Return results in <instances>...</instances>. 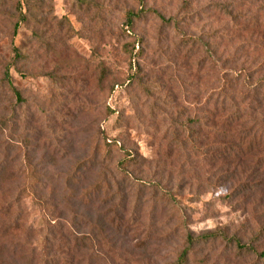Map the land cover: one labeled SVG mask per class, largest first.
Wrapping results in <instances>:
<instances>
[{"label": "rangeland", "instance_id": "obj_1", "mask_svg": "<svg viewBox=\"0 0 264 264\" xmlns=\"http://www.w3.org/2000/svg\"><path fill=\"white\" fill-rule=\"evenodd\" d=\"M19 1L0 0V244L264 264V0Z\"/></svg>", "mask_w": 264, "mask_h": 264}, {"label": "trees", "instance_id": "obj_2", "mask_svg": "<svg viewBox=\"0 0 264 264\" xmlns=\"http://www.w3.org/2000/svg\"><path fill=\"white\" fill-rule=\"evenodd\" d=\"M27 2V0H25ZM24 1V2H25ZM19 3H21V0L19 1ZM22 4V3H21ZM142 12V11H140ZM27 13V12H25ZM24 15V13H22ZM140 13H138L139 15ZM136 15V13L134 12H130L128 14V20L129 22L131 21V18L134 17ZM25 17V15L23 16ZM184 39H186L185 41L188 43L190 40H195V37L192 36H188V35H184L183 36ZM18 53V52H17ZM226 71V70H225ZM228 72V70H227ZM230 72V71H229ZM4 80L5 82H7L10 86L13 87L11 79L9 78V73L6 72L4 74ZM5 192L0 191V200L1 197L3 196ZM78 203H80L81 205H84V201H78ZM13 205V204H12ZM12 205H0V212H4V213H8L11 208ZM10 213V212H9ZM19 216L17 215L16 218H18ZM87 234L82 233L81 231H78V234H75V236L73 237V241H75V249L77 252H85L86 248L88 247L87 245ZM194 239L191 238V243L193 242ZM238 246L242 249L245 246H243L239 241H237ZM16 246H13L12 249H9L7 247V241H4V244H0V252L6 254L4 256V261L2 264H24V262L22 261L23 259L19 256H17V254L20 252L19 248ZM33 253V252H32ZM35 254V253H33ZM188 261V249H186L185 251L181 252L179 255V260L177 262V264H187ZM46 264H49L48 261L46 262ZM53 264H79V263H72L70 260L66 263H53Z\"/></svg>", "mask_w": 264, "mask_h": 264}]
</instances>
